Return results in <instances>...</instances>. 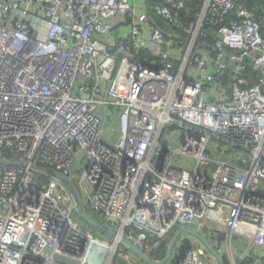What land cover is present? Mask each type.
Wrapping results in <instances>:
<instances>
[{
  "label": "built area",
  "instance_id": "2783aa9c",
  "mask_svg": "<svg viewBox=\"0 0 264 264\" xmlns=\"http://www.w3.org/2000/svg\"><path fill=\"white\" fill-rule=\"evenodd\" d=\"M260 1L0 0V264H139L123 233L146 252L180 228L264 264Z\"/></svg>",
  "mask_w": 264,
  "mask_h": 264
},
{
  "label": "water",
  "instance_id": "95a60500",
  "mask_svg": "<svg viewBox=\"0 0 264 264\" xmlns=\"http://www.w3.org/2000/svg\"><path fill=\"white\" fill-rule=\"evenodd\" d=\"M1 164H7L4 163L0 160ZM24 165V164H22ZM35 168L43 170L45 173L57 178L58 180H60L62 183H64L67 188L71 191V193L73 194L76 203H77V208L81 214V216L83 217V219L89 223L90 225L101 229L103 231H105L106 233H109L113 236L117 235V230L114 229L111 226L106 225L103 222H100L96 219H94L91 214L85 209V207L82 204L80 195L78 190L70 183V181L68 180L67 176L62 173L59 170L56 169H52L49 167H45L42 165H33ZM186 235V234H191L199 239H201L203 241V243L205 244V246L207 247V249L215 256V258L217 259V261L219 262V264H225V258L224 255L219 251V249H217L212 243H210V241L207 239V237L205 235H203L202 233L196 231L195 229H191V228H180L177 233H175L170 240L169 246L167 248V252L166 255L161 259V260H154L152 259L140 246L136 245L126 234H122V241L128 246V248L130 250H132L134 253H136L145 263L147 264H165L167 261H169L171 254L174 251V247L175 244L177 243L178 239L182 236V235Z\"/></svg>",
  "mask_w": 264,
  "mask_h": 264
},
{
  "label": "rangeland",
  "instance_id": "374dc122",
  "mask_svg": "<svg viewBox=\"0 0 264 264\" xmlns=\"http://www.w3.org/2000/svg\"><path fill=\"white\" fill-rule=\"evenodd\" d=\"M83 197H84V195H83ZM89 211H91V210H89ZM75 215H76V218H78L82 222V225L84 227H88L89 229L92 230V232H94L95 236H97V237H99L101 239L110 241V242L113 241V239H114V236L113 235H111L109 233H106L105 231H103L101 229H98V228L90 225L89 223H87L83 219V217L81 216V214H80V212H79L78 209L76 210ZM95 218L98 219L97 217H95ZM203 234L210 241V237H208V235L210 234L208 228L205 229V231L203 232ZM172 236L173 235L170 234L166 239L167 240H171V237ZM184 236L187 238L186 239L187 241H185V239H183V238H180L179 239V243L176 244V247L174 248L172 257H171V259H170V261L168 263H170L172 261V258H174V256L178 252V250H179L178 244L182 243V245H184V246L202 247V249H203V251L205 253V258L208 259L209 263L210 264H218L217 259L215 258V256L207 249V247L205 246V244L203 243V241L201 239H199V238H197V237H195V236H193L191 234H186V235L184 234ZM210 243H212V242H210ZM128 252L132 256V258H134V259H136L138 261L139 264H147L136 253H134L132 250L129 249ZM221 253L224 256H226L225 251H223V252L221 251ZM226 257H227L228 261L231 263V259L229 258V256L227 255ZM120 264H125L124 259H121L120 260Z\"/></svg>",
  "mask_w": 264,
  "mask_h": 264
},
{
  "label": "crops",
  "instance_id": "0c3cea01",
  "mask_svg": "<svg viewBox=\"0 0 264 264\" xmlns=\"http://www.w3.org/2000/svg\"><path fill=\"white\" fill-rule=\"evenodd\" d=\"M153 0H140V4H141V6H142V4L147 8V10L148 11H151V2H152ZM143 7V6H142ZM210 234L208 235V237H212V239H213V241H212V243H215V244H217L218 246H217V249H219V251L221 252H223V251H225V254H226V256H227V245H226V234L223 232V233H220V234H217V233H215V232H209ZM180 238H183V239H187L184 235H183V237H180ZM179 238V239H180ZM214 238H216V239H214ZM179 239H178V241H177V243H179ZM176 243V244H177ZM176 244H175V247H176ZM174 247V248H175ZM178 247H179V250H178V252L176 253V255L174 256V258H172V261L170 262V263H168L169 261H170V259H171V257H172V254H171V257H170V259H169V261H167L166 263L167 264H171L175 259H176V257L178 256V253L183 249V248H185V246L184 245H182V243H180V244H178ZM167 252V251H166ZM243 253H245L246 255H249V254H256V255H261V254H263L264 253V251H262V250H259V249H255V248H253V247H248L246 250H244L243 251ZM166 255V254H165ZM237 256H241V254L240 253H238L237 254ZM158 259V258H157ZM159 260H161V259H159ZM165 263V264H166ZM219 263V262H218Z\"/></svg>",
  "mask_w": 264,
  "mask_h": 264
},
{
  "label": "trees",
  "instance_id": "16d2710c",
  "mask_svg": "<svg viewBox=\"0 0 264 264\" xmlns=\"http://www.w3.org/2000/svg\"><path fill=\"white\" fill-rule=\"evenodd\" d=\"M239 5L244 6L252 11H254L255 13H257L259 11L258 7L261 4L260 0H238ZM170 240L165 239H155V241L153 242V248L151 250H147V254L151 257V258H158V259H162L167 251V248L169 246ZM225 258V264H230V262L228 261L227 257L224 256Z\"/></svg>",
  "mask_w": 264,
  "mask_h": 264
}]
</instances>
